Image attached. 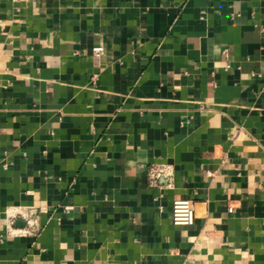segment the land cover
Wrapping results in <instances>:
<instances>
[{"label": "crops", "instance_id": "1", "mask_svg": "<svg viewBox=\"0 0 264 264\" xmlns=\"http://www.w3.org/2000/svg\"><path fill=\"white\" fill-rule=\"evenodd\" d=\"M0 264H264V0H0Z\"/></svg>", "mask_w": 264, "mask_h": 264}, {"label": "built area", "instance_id": "2", "mask_svg": "<svg viewBox=\"0 0 264 264\" xmlns=\"http://www.w3.org/2000/svg\"><path fill=\"white\" fill-rule=\"evenodd\" d=\"M103 52L102 46L92 48L93 57L98 59ZM170 169L167 166L151 165L147 170V181L149 186H154L157 179L162 175H170ZM206 175L211 176L212 171L205 170ZM154 200H158L157 197ZM170 219L173 225L189 226L194 220V202L191 199L174 198L171 203Z\"/></svg>", "mask_w": 264, "mask_h": 264}]
</instances>
